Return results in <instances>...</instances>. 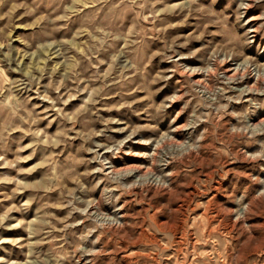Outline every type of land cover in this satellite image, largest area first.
<instances>
[{"label": "clouds", "instance_id": "clouds-1", "mask_svg": "<svg viewBox=\"0 0 264 264\" xmlns=\"http://www.w3.org/2000/svg\"><path fill=\"white\" fill-rule=\"evenodd\" d=\"M216 4L0 0V167L23 172L20 154L31 149L27 158L40 161L31 171L43 169L36 183L0 178V184L15 185L0 190V229L20 227L27 233L23 242L11 241L19 253L0 246L8 255L0 256V264H10L13 255L19 264H97L109 243L114 248L106 264H264V223L256 219L264 217V178L225 167L242 161L264 174V64L245 56L255 35L264 37V0H228L220 12ZM250 7L261 9L252 28ZM170 16L193 27L182 42L167 32L173 27ZM18 26L29 31L15 34ZM193 40L202 41L187 54L201 61L194 68L179 63L187 58L179 49ZM257 52L264 47L257 45ZM156 57L172 67L157 71ZM228 59L249 69L248 83L225 71L221 65ZM197 73L202 78L193 79ZM177 74L179 86L157 102ZM133 92L143 93L136 108ZM113 96L118 99L109 106ZM178 101L182 106L175 115L166 111ZM112 108L127 109L144 123L113 128L121 120L101 114ZM16 132L21 134L13 136ZM113 132L125 135L118 139ZM129 142L149 146L142 167L117 166L133 154ZM246 145L258 149L250 152ZM197 169L209 175L200 179ZM181 180L195 190L185 195ZM214 180L227 183L217 188L220 202L200 204L208 212L193 223L192 208L213 192ZM25 191L27 198L17 201ZM180 199L183 204L176 207ZM125 200V213L141 205L134 221L139 237L122 216ZM213 213L223 221L215 231ZM150 214L168 223L161 226ZM122 242L139 245L127 261L117 259L121 251L127 255Z\"/></svg>", "mask_w": 264, "mask_h": 264}, {"label": "rangeland", "instance_id": "rangeland-1", "mask_svg": "<svg viewBox=\"0 0 264 264\" xmlns=\"http://www.w3.org/2000/svg\"><path fill=\"white\" fill-rule=\"evenodd\" d=\"M210 0H202V3L207 4L209 3ZM166 3L172 6H175L176 3H178V0H166ZM228 4V0H217V4L213 6L214 10L217 12H220L224 9L225 5ZM157 7H161V5H157ZM235 7V5H233V8ZM231 11V10H230ZM261 9L259 7H250L247 10V19L249 20V24L247 25L248 28H252L254 25H256L259 21L257 20V17L260 14ZM191 19V18H189ZM168 20L170 23L173 24V27L168 28L167 32L169 34H171V36H173L174 38H179L180 41L182 42L183 39L187 38L189 35L192 34L193 32V27L192 25L189 24H183L180 23V18L179 17H168ZM21 22H18V24ZM212 31H214V29H210ZM29 31V29H25L22 26H18L16 33H22V32H26ZM217 43H219V40H217ZM202 44V41L199 40H193L191 41V43H189L187 45V47L185 48H180L179 51L184 53L185 56L187 57V54L191 51H195L196 48H199ZM257 45H259L260 47H264V37H262L259 33H257L255 35V41L254 44L252 45V47L248 48L245 51V56L248 59L251 60H255L260 64H264V52L258 53L257 52ZM153 51H157V49H153ZM201 55L200 53H197V56ZM154 64H156L157 67V71H167L168 69H170L172 67L171 63L168 61H161L159 57H156V59L153 61ZM179 63L185 64L188 67H199L201 65V61H199L198 59H196L195 57H187L186 59H183L181 61H179ZM225 71L227 73L230 74H239L242 77V81L241 83H248L249 82V77H248V68H244L243 70H241L240 68V64H233L232 60L228 59V60H223L222 65H221ZM105 71H107V69H105ZM18 74H13V76H16ZM193 79H200L202 78L201 74H195L193 77ZM182 79V77L177 74L175 76H173L168 84L169 87L164 88L156 97L157 102H161L163 101L167 96L171 95L174 91L175 88L179 86V81ZM255 84V80L251 79V83H249V86H254ZM83 95V93H82ZM132 96L135 97L137 103L133 105L134 108L139 107L143 104V100L141 99V97L143 96V93H132ZM132 97H130L131 99ZM118 99V97H109L106 101V103L111 106L115 103V100ZM44 104H47V102H42ZM70 103L72 104H77L78 101L77 100H73ZM181 102H176L172 105V108L167 109L166 111L171 113L172 115H175L176 111H179ZM238 107V106H237ZM101 114L104 115L106 118L111 117L113 119H119L121 120L120 124H114L113 128H123L126 127L129 123H131L133 126H139L142 125L144 123V121L140 120L139 117L133 115L132 113H130L127 109H115L112 108L111 110H107V109H101ZM126 117H130V119L126 118ZM228 119V118H225ZM232 122L235 123V118H231ZM184 121V117H182L179 121H177V126H179L180 124H182ZM167 123H168V119L165 118L164 121L162 122V124L160 125L161 127V134H163V132H165L167 130ZM43 126V125H42ZM54 131V128H53ZM21 133L16 132L13 133V136H19ZM112 135L118 139L123 138V136L125 135L124 132H113ZM144 136L143 133L138 134L136 137H134V139H136L137 141H139L140 137ZM145 138H147L145 136ZM29 141L26 139L24 141L25 144H27ZM129 144H131V148H132V155H126L125 159L128 161L127 164H122L119 161H116L117 166L119 167H136V166H143L142 162L144 161V155H143V151L145 149H147L149 146L147 144L144 143H140L137 142L135 144H132L131 142H129ZM127 145L125 146L126 150H127ZM211 147V146H210ZM246 150L252 152L254 150L258 149V146L256 145H251V146H244ZM16 145L13 143L10 145V151L8 152L6 159H14L13 156V152L15 151ZM31 152V149H26L24 152H22L20 155L22 157H25V159L21 160L18 168L23 169V172H18L16 169H10V168H5V167H0V178L3 177H8V178H16V180L18 182L23 181V182H27V183H36L37 181H39L41 179L42 173H43V169L37 168L36 171H31V169H33L40 161H39V157H33L31 159H28L27 157L29 156ZM207 159H211L210 156L206 157ZM226 169H235L236 171H246L249 174L252 175H261V178H264V174L260 173L259 169H253L251 168L248 164H246L245 162L242 161H234V162H229L228 164H226ZM197 173L199 175L200 179H204L206 178L209 173L205 170L204 172L200 173L199 169H197ZM230 178L233 177L232 173H229ZM245 177H241V180H245ZM15 185H13L12 183H9L7 185H3L0 184V190H10L11 188H13ZM227 183L226 182H221L220 184L217 183L216 180L213 181V192L212 193H208L207 195V199H201L198 200L196 205L193 206L192 208V213H194L193 216V220L192 222L195 223L197 220H204L205 214L208 212L207 208H200L199 205L200 204H208L210 201L212 200H216L217 203L220 202V198L217 195V188L218 187H226ZM180 188L184 189V194L185 195H189L191 194L192 191L195 190V186L194 184H186L183 180L180 181ZM27 194L28 192L25 191L23 193H19L17 194V201L23 200L27 198ZM127 199H131V197L127 198ZM158 200L161 198H157ZM127 200L124 201V204H122L121 206V213L122 216L125 217L128 221V226L129 228H133L136 230V235L137 237L140 236V231H139V227L134 223V221L137 218V215L140 213L141 211V205L137 204L134 205V210H129L126 213L124 212V206L126 205ZM5 207L9 206V202L5 201L4 202ZM180 204H183V199L178 200L177 204L175 205L176 207H178ZM145 210H147V206H145ZM55 212L57 213H62L64 210L63 209H54ZM13 216H17V220L20 219L19 214L17 213H12ZM35 213L33 212L28 218H34ZM155 218V222L161 226L165 225L168 223L166 218L160 217L158 214H150V219ZM212 219L216 221V223H214L212 225V230L215 231L216 228H218L220 226L221 223H223L222 220H218L216 218L215 213L212 214ZM258 222L260 223H264V217H257L256 218ZM7 223H16V222H7ZM27 235V233L21 229L20 227H6L3 229H0V246L7 248V249H14V251L16 253H19L20 250L19 249H15L14 245L11 243V241H20L23 242V238ZM95 235V234H94ZM103 239V238H101ZM102 247L101 244H97L96 245V250H99ZM114 248V245H112L111 243H109L107 245V247L105 248V255H102L99 257V259L97 260V264H106V261L108 260L109 255L112 253V250ZM121 248L122 250L124 248H127V255H125L123 253V251H121V253L117 254V259L121 260V261H127L128 258L136 255V253L139 251V245L137 243H132V245L129 247L127 246L126 242H122L121 244ZM0 256L4 257V258H8V255L4 252H0ZM22 259V257H21ZM89 259L88 257H85V260ZM10 264H19V261L17 260V256L13 255L11 257L10 260Z\"/></svg>", "mask_w": 264, "mask_h": 264}]
</instances>
